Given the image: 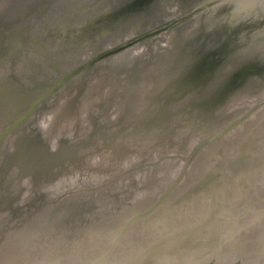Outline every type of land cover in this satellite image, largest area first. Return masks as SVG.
I'll list each match as a JSON object with an SVG mask.
<instances>
[{"label": "water", "instance_id": "obj_1", "mask_svg": "<svg viewBox=\"0 0 264 264\" xmlns=\"http://www.w3.org/2000/svg\"><path fill=\"white\" fill-rule=\"evenodd\" d=\"M240 1L0 0V264H61L72 251L78 264H108L111 245L95 246L87 259L80 250L109 228L114 197L101 188L125 170L124 158L127 165L151 153L152 163H183L159 196L126 215L120 233L169 203L180 210L208 198L210 212V202L245 188L240 171L251 163L253 138L220 149L189 180L200 152L264 108V21L234 27L232 10L216 13ZM86 89L88 104L63 107L84 102ZM13 90L18 97H9ZM235 101L246 102L237 116ZM126 139L133 148L116 153ZM216 217L213 210L203 231Z\"/></svg>", "mask_w": 264, "mask_h": 264}, {"label": "rangeland", "instance_id": "obj_2", "mask_svg": "<svg viewBox=\"0 0 264 264\" xmlns=\"http://www.w3.org/2000/svg\"><path fill=\"white\" fill-rule=\"evenodd\" d=\"M233 3H221L216 10V13H222L224 16L232 10L230 15L235 14L238 16L227 20L231 26L239 27L241 25L242 28L252 24V27L256 28L258 25H263L260 22L264 21V1H251L244 6ZM252 5L251 11L242 13L240 16L237 14L240 8L247 10ZM98 85V92H103L105 90L102 87L103 85ZM91 90L86 89L84 93L83 91L81 92V95L83 93L84 102L78 103L76 100H70L63 107L70 111L74 107L78 109L80 106L88 104L92 98L88 97ZM11 93L16 94L15 90ZM92 94L95 95V92ZM59 101L61 102V100ZM234 105L231 104L230 108ZM245 106L246 102H237L235 110L232 108L230 111H242ZM241 111L235 112V115L241 114ZM263 115L264 113L261 117ZM251 116L248 115L241 123L231 128L234 133L228 141H226V138L224 139V144L222 143L218 147V144L213 147L208 146V148L199 153L200 155L193 161L191 167L190 181L194 174L201 173L208 166L216 163V157L222 153L220 149L232 151L235 145L241 143L247 145L250 138H248L249 135L247 133L243 132L248 128H235L244 122L246 123L247 118H251ZM259 120L261 121L262 118L257 119L256 122ZM262 123L260 122V124ZM261 141H264V136ZM131 142L132 140L129 139L119 140L113 148L116 149V153L121 154L133 148L131 147ZM153 158L155 159V156L151 153L148 155L140 154L132 163L127 165L124 158V165H122L126 167H123L125 170L117 172L116 178L113 177L115 179L112 178L108 184L101 188L103 192L100 195L106 197L105 193H110L106 200L114 197L111 200L113 209L108 211V218L104 217L106 220L108 219L106 227L109 226V228L101 235H98V237L102 238L99 243L94 241L93 238L92 240L89 239L90 236L86 238V245L82 247L84 248L83 250H80L83 254L88 253L86 259L93 255L95 246L104 247L111 245L112 250L108 264H264V147L260 155L261 159L255 163L254 169L252 167V169L247 170L248 178L253 177L251 183L246 181L245 188L242 191L229 189V194L225 196V200L210 202L212 207L210 212L205 211L209 206V199L199 197L200 200L196 201V203H185L183 201L181 203L183 207L180 210L175 209L173 204L169 203L162 208L163 212L160 211L159 215L155 217L143 216L137 220L136 224L125 227L121 233L114 231L124 224L128 218L126 215L136 210L144 209L154 198L159 196L164 188H167V184L173 180L175 173L183 163L182 159L152 163ZM104 161H101V163ZM166 161L167 163H164ZM143 162L145 164L142 167L129 169L130 166H140L139 164ZM99 164L100 162L95 163L97 166ZM116 193L117 196L115 197ZM103 200L105 201V198ZM213 210H216L218 217L214 219L213 227H210L209 231H203L205 230L203 227L204 223L206 224L204 219L206 217L209 219ZM234 216H238L236 219L242 220L241 225L233 226L236 220ZM180 218L184 224L192 223L191 225H196L183 229L169 226L170 220L177 222ZM216 224L215 228L214 225ZM193 230H198L199 232H197L196 236L188 237ZM174 241L176 243L171 244ZM202 246L210 247L212 249L210 250L211 252L203 254V250L206 249L200 248ZM201 253L203 255L198 257ZM70 255L72 257L66 256L61 264H78L81 261L76 256L75 251H72ZM86 261H84V264H86Z\"/></svg>", "mask_w": 264, "mask_h": 264}, {"label": "bare ground", "instance_id": "obj_3", "mask_svg": "<svg viewBox=\"0 0 264 264\" xmlns=\"http://www.w3.org/2000/svg\"><path fill=\"white\" fill-rule=\"evenodd\" d=\"M251 1H254V0H243V1L241 0L239 2V4H241V6H244L245 4H249ZM15 92H16V90H15ZM4 94L6 95V93H4ZM8 95H9V97L10 96L11 97H13V96H17L18 97L19 96L18 94H15V93H14V95H11V94L8 93ZM263 112H264V108L258 110L257 112H255L251 116V118H247V122L246 123L244 122L245 124L242 123V124H240L239 126H237L235 128V129H239L240 127L241 128L244 127V129L245 128H248L243 133H245V134L247 133L249 135L248 138H250L249 140L251 141L252 138H253V141L252 142L257 144V147L254 150H252L253 153H250V155L246 156V160L247 161L250 160L251 163L248 164L244 170L241 169V171H240V173H244L243 181L244 182L247 181V183H251V180L253 178V177L248 178V175H247V172L248 171L247 170H249L250 168L252 169V167L254 169V166H256L255 163L261 159L260 158V155H261L262 149L264 147V143H263L264 141H261V138L264 136V115H263V117H261V115L263 114ZM261 118H262L261 121L259 120L258 122H256L257 119H261ZM260 122H263V123L260 124ZM249 127H251L250 130H249ZM235 129H234V131H236ZM233 133H234L233 131L230 132L231 135ZM227 138H228V135H227Z\"/></svg>", "mask_w": 264, "mask_h": 264}]
</instances>
